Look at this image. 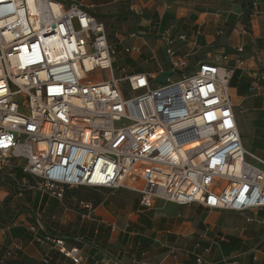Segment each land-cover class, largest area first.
Segmentation results:
<instances>
[{"label":"built area","instance_id":"2783aa9c","mask_svg":"<svg viewBox=\"0 0 264 264\" xmlns=\"http://www.w3.org/2000/svg\"><path fill=\"white\" fill-rule=\"evenodd\" d=\"M129 1L143 12L139 0ZM250 2L257 12L264 0ZM93 7L83 0H0V175L19 169L32 179H18L19 187L59 200L74 187L130 189L143 208L158 198L196 203L263 227L264 159L243 146L230 90L244 47L236 65L229 54L192 61L183 47L187 33L154 26L158 49L145 61L157 63L159 50L167 61L129 73L117 60L143 53L126 43L139 34L115 31L113 39ZM82 206L83 218L91 217L93 203ZM30 230L36 242L84 264L81 249L63 236Z\"/></svg>","mask_w":264,"mask_h":264},{"label":"crops","instance_id":"0c3cea01","mask_svg":"<svg viewBox=\"0 0 264 264\" xmlns=\"http://www.w3.org/2000/svg\"><path fill=\"white\" fill-rule=\"evenodd\" d=\"M83 2L94 5L93 11L108 31L109 16L110 25L116 21L124 33L139 34L126 43L140 45L143 53L120 54L119 61L129 73L154 71L165 64L162 50L159 61L154 62L157 67L145 63L158 47L154 26L160 31L187 33L183 47L192 52V61L229 54L230 63L236 65L235 54L244 47L245 63L230 82L232 101L240 134L246 126L255 138L246 148L243 143L244 148L254 154L251 146L264 151V80L259 78L264 73V3L253 12L250 0H139L135 4L142 6L143 12L136 14L129 0ZM16 171L23 184L32 182ZM95 191L97 199L76 203L73 198H49L27 186L9 197L1 190L0 264H74L52 244L36 242L31 226L77 245L84 264H105L108 258L116 259L117 264H199L198 258L203 264H264V226L250 223L251 229L245 225L241 232L233 231L231 228L240 224L221 210L162 198L156 199L153 207L143 208L139 193L133 190ZM84 201L94 205L91 217L83 218ZM258 228L263 234L253 235Z\"/></svg>","mask_w":264,"mask_h":264},{"label":"rangeland","instance_id":"374dc122","mask_svg":"<svg viewBox=\"0 0 264 264\" xmlns=\"http://www.w3.org/2000/svg\"><path fill=\"white\" fill-rule=\"evenodd\" d=\"M106 18H107V20H109L108 21L109 31L107 30V32H108V34L110 33V35L112 36L113 39H114V34L113 33L115 31H117L119 34H122V35L126 34V33H124V30H122V27L119 26L116 21L111 23V25H110V23H109V22H111L110 17L108 16ZM113 30H115V31H113ZM119 59H120V57H118L117 65L123 66V64L119 61ZM140 60H141V58H140ZM164 60H165V62L167 61L166 57L164 58ZM154 65H155L154 62H150L149 64H147V66H150V67H154ZM116 73L118 74L117 67H116ZM232 98H233V100H235L234 97H232ZM241 134L243 136V140H244L243 143H244L245 148L248 146L249 142L253 143V141H255V138L250 133V131L247 130L246 126H245V128L241 129ZM262 141L263 140H261V143H260V141H257L258 143H256V144L257 145L258 144L261 145ZM251 149L255 152V154L259 155L260 157L262 156L264 158V151H262V150L261 151H257L252 146H251ZM16 170L17 169H15L14 171L17 172ZM17 181H18V173L14 174L13 176L10 175V174L9 175L8 174L0 175V186H2V188H0V191L2 190L3 195H4V193H8V194H6L7 195L6 197H9V196H12L11 194H13L14 192L18 193L20 191H23L25 186L24 187H19ZM138 185H140V184H138ZM97 195H99L98 192H96L95 189H93V188L86 187V186H84V187H74V188H69V189H67L65 191V195H64L63 199H65V198L66 199L73 198V199H75L74 202L80 203L84 199H88V200L97 199L98 198ZM44 196H47L49 198H53V197H51V196H49L47 194H44ZM222 213L225 214V215L230 216L232 220L234 219L235 221H238V224H240L239 226H237V225L235 227L233 226V228H231L233 231L236 230L238 232H241L243 227H245V225L249 229H251L252 224L245 222L246 221L245 216H243V215H241V214H239L237 212H234V211L233 212L223 211ZM253 226L255 227L254 224H253ZM263 229L262 228H258L256 230H253L252 233H253V235L257 234L258 236H260V234L261 235L263 234L262 233ZM258 230H260V231H258Z\"/></svg>","mask_w":264,"mask_h":264},{"label":"water","instance_id":"95a60500","mask_svg":"<svg viewBox=\"0 0 264 264\" xmlns=\"http://www.w3.org/2000/svg\"><path fill=\"white\" fill-rule=\"evenodd\" d=\"M170 75V71L169 72H164L162 74H160L157 78L158 81L161 83H165L167 81L168 76Z\"/></svg>","mask_w":264,"mask_h":264},{"label":"trees","instance_id":"16d2710c","mask_svg":"<svg viewBox=\"0 0 264 264\" xmlns=\"http://www.w3.org/2000/svg\"><path fill=\"white\" fill-rule=\"evenodd\" d=\"M250 6H251V2H250Z\"/></svg>","mask_w":264,"mask_h":264}]
</instances>
